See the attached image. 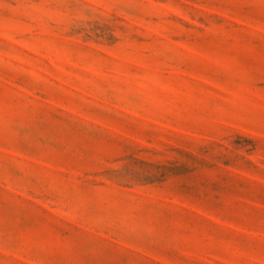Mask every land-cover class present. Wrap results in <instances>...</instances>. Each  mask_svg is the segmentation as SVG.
I'll return each instance as SVG.
<instances>
[{"label": "rangeland", "instance_id": "rangeland-1", "mask_svg": "<svg viewBox=\"0 0 264 264\" xmlns=\"http://www.w3.org/2000/svg\"><path fill=\"white\" fill-rule=\"evenodd\" d=\"M0 264H264V0H0Z\"/></svg>", "mask_w": 264, "mask_h": 264}]
</instances>
